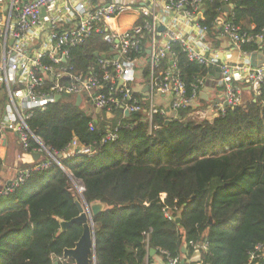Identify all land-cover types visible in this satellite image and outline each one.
Here are the masks:
<instances>
[{
  "label": "trees",
  "instance_id": "obj_1",
  "mask_svg": "<svg viewBox=\"0 0 264 264\" xmlns=\"http://www.w3.org/2000/svg\"><path fill=\"white\" fill-rule=\"evenodd\" d=\"M228 4L234 5L229 18L243 30L264 27V0H211L202 20L210 32ZM174 48L191 94L199 78L213 70L189 61L178 44ZM243 49L254 52L259 45ZM108 50L94 32L71 50L70 61L75 71L86 72L94 53ZM116 111L112 119L103 112L96 122L65 94L34 113L28 126L53 152L62 153L74 137L94 151L62 158L65 169L54 164L34 170L0 196V264H74L63 253L75 246L83 227L76 223L61 232L60 225V219L79 214L73 179L82 184L89 204L106 205L93 217L97 264H146L147 233L151 248L186 259L193 254L191 241L206 243L198 264H264V251L257 250L264 247V87L261 95L212 120L194 119L189 107L168 124L163 115L155 116L151 127L143 113H132L110 125L118 127L117 139L105 140L103 122L115 121ZM36 146L31 140L30 152ZM166 212L181 214L180 222Z\"/></svg>",
  "mask_w": 264,
  "mask_h": 264
},
{
  "label": "built area",
  "instance_id": "obj_2",
  "mask_svg": "<svg viewBox=\"0 0 264 264\" xmlns=\"http://www.w3.org/2000/svg\"><path fill=\"white\" fill-rule=\"evenodd\" d=\"M94 1L0 0V142L7 131L15 133L23 151L18 160L23 161L25 154L32 160L29 166L18 167L16 176L0 189V196L13 192L34 170L54 164L64 168L62 158L92 152L77 137L62 153L53 152L28 126L34 113L57 102L59 94L61 98L73 94L76 100L80 95V106H91L114 117L119 110L118 124L129 111L130 115L143 113L152 127L155 116L177 118L179 110L189 107L194 108L191 117L206 120L207 112L198 108L200 93L206 77L212 81L216 77L211 74L200 77L188 94L178 68L175 44L189 61L218 71L216 81L223 92L211 106L216 116L225 115L228 107L244 105L241 83L248 84L254 97L262 93L264 64L253 66L254 52L244 50L243 46L256 43L262 49L264 27L253 31V25L247 31L233 17L218 16L214 28L221 26L232 48L215 51L207 42L210 28L202 22L211 0ZM228 5L233 11L234 5ZM94 32L102 35L109 50L95 52V61L86 72L75 71L70 61L71 50L85 43ZM146 68H149L147 76ZM90 129L94 130L93 124ZM117 130L118 127L108 125L105 140H116ZM31 140L37 144L33 152ZM165 215L169 220L176 219L169 212ZM149 236L147 233L145 239L146 264H182L183 258L184 264H193L197 262L196 256L207 249L206 243L191 241L193 254L187 259L172 256L163 249H156L151 256ZM263 248L260 245L257 250Z\"/></svg>",
  "mask_w": 264,
  "mask_h": 264
},
{
  "label": "crops",
  "instance_id": "obj_3",
  "mask_svg": "<svg viewBox=\"0 0 264 264\" xmlns=\"http://www.w3.org/2000/svg\"><path fill=\"white\" fill-rule=\"evenodd\" d=\"M101 0H95L94 2L97 3ZM106 1V0H102ZM229 6V5H228ZM232 12V8L226 11L225 7L223 11L220 14V19H226L229 17L230 13ZM127 16V15H126ZM253 26V25H252ZM207 42L214 48L215 51H225L231 49V40L223 35L221 32V26H217L216 30L209 33L207 36ZM238 52H236L237 54ZM254 53H258V57L255 60L257 64L260 63V65L264 64V46L262 49L254 51ZM261 55L263 58H261ZM234 62H236V59H234ZM213 72L211 75H214L217 79L219 77L217 76L219 73L216 69H212ZM206 81L204 86L201 89V92H206L207 93V98H201L199 99V110H203L207 112V119L206 120H212L214 117H217L214 110H212V104L218 99L219 96L222 95L223 91H219V88H222L218 81H212L208 79V76L206 77ZM241 86L243 87V103L246 104L252 97H253V92L251 91L250 87L248 86L247 83H241ZM200 100H203L201 102ZM88 114L93 115L95 118L96 122L102 121L103 118L98 117L103 111L88 106L87 108L85 106H81ZM107 114V113H106ZM107 117L109 119L114 118V116H109L107 114ZM11 148H14V152H11ZM18 155H23L22 147L19 142V139L17 135L14 133L11 137L6 135V145L2 148H0V156L2 160L0 161V189L1 187H4L11 179H13L16 174L18 167H26L29 166L32 163V160L29 155H24L23 161L18 160ZM200 256H196V260L198 261L200 259ZM193 264H198V263H193Z\"/></svg>",
  "mask_w": 264,
  "mask_h": 264
},
{
  "label": "water",
  "instance_id": "obj_4",
  "mask_svg": "<svg viewBox=\"0 0 264 264\" xmlns=\"http://www.w3.org/2000/svg\"><path fill=\"white\" fill-rule=\"evenodd\" d=\"M225 10H229V6H225ZM160 30L163 31L164 27H160ZM97 54V52L95 53ZM258 53H253L251 56V63L253 66H260V63L257 64L255 60L258 57ZM261 58L263 56L261 55ZM219 77V74L217 75ZM148 89V86L145 87V90ZM201 98H207L206 92L200 93ZM61 99V95L56 96V101H59ZM82 97L79 95L77 96L76 105L79 106L81 103ZM109 116H114L112 113H109ZM126 116H130V112L126 111ZM170 122L169 119L166 120V123L168 124ZM0 144L2 146L6 145V137H3L1 139ZM91 151H94V147L91 148ZM59 158H62V154H58ZM35 157L38 158L39 154H35ZM65 169V168H63ZM84 204L80 202L79 200H75L76 205L79 209V214L72 218L71 220H63L60 219V225H61V232H66L70 227H72L74 224H81L83 227V233L79 240L75 243V246L73 248H66L63 253L64 259H72L74 261V264H97V260L95 262L94 258H97V250H96V231H95V224L93 217L98 215L100 212H102L106 205L103 202L95 201L89 204L87 200L85 199V196L83 194ZM181 220V214H178L176 217V222H180ZM210 223H212V220L210 219ZM156 249L152 248L150 250V255L153 256L156 254ZM182 252L186 253V247H182ZM185 263V258L182 260V264ZM55 264H60L59 260L55 261Z\"/></svg>",
  "mask_w": 264,
  "mask_h": 264
},
{
  "label": "rangeland",
  "instance_id": "obj_5",
  "mask_svg": "<svg viewBox=\"0 0 264 264\" xmlns=\"http://www.w3.org/2000/svg\"><path fill=\"white\" fill-rule=\"evenodd\" d=\"M145 71H147V73H149V68H146ZM132 85H134V82L132 83ZM218 90L221 92V91H223V88H219ZM72 96L75 98V95L72 94ZM103 112L99 115L100 118H103L104 117V113ZM116 113H117L118 118L115 121H105L103 123H105L107 125H115L116 123H118L119 118L121 117V112L120 111H116ZM200 121H203V120H200ZM6 135L9 136V137H11L12 135H14V133L11 132V131H7L6 132ZM12 152H14V148H11V152L10 153H12ZM71 187H72V189L74 191V194L76 196V199L79 200L80 202H82L84 204V199H83V190L84 189H83L82 184L79 181H76V180L73 179L72 184H71ZM1 188H3V187H1ZM261 250L264 251V248L261 249Z\"/></svg>",
  "mask_w": 264,
  "mask_h": 264
}]
</instances>
